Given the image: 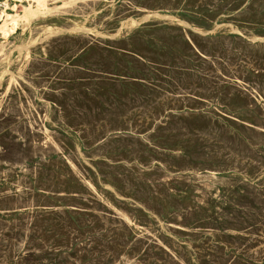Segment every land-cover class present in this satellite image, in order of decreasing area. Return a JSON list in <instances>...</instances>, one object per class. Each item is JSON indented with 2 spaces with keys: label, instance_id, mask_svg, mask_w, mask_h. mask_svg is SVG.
Wrapping results in <instances>:
<instances>
[{
  "label": "rangeland",
  "instance_id": "1",
  "mask_svg": "<svg viewBox=\"0 0 264 264\" xmlns=\"http://www.w3.org/2000/svg\"><path fill=\"white\" fill-rule=\"evenodd\" d=\"M242 1L0 0V264H264V0Z\"/></svg>",
  "mask_w": 264,
  "mask_h": 264
},
{
  "label": "bare ground",
  "instance_id": "2",
  "mask_svg": "<svg viewBox=\"0 0 264 264\" xmlns=\"http://www.w3.org/2000/svg\"><path fill=\"white\" fill-rule=\"evenodd\" d=\"M136 1H137V0H136ZM144 1H145V0H144ZM151 1H152V0H151ZM217 1H218V0H217ZM241 1H242V0H241ZM244 1H245V0H244ZM170 2H171V1H170ZM242 2H243V1H242ZM7 3H8V2H7ZM48 3H49V2H48ZM139 3H140V2H139ZM139 3H138V4H139ZM175 3H176V1H175ZM28 4H31V3H28ZM122 4H123V3H122ZM150 4H151V3H150ZM153 4H154V3H153ZM176 4H177V3H176ZM181 4H182V3H181ZM35 5H36V3H35ZM45 5H46V4H45ZM87 5H88V4H87ZM123 5H124V4H123ZM128 5H129V4H128ZM147 5H148V4H147ZM169 5H170V4H169ZM185 5H186V4H185ZM7 6H8V5H7ZM151 6H152V5H151ZM174 6H175V5H174ZM182 6H183V5H182ZM5 7H6V6H5ZM25 7H26V6H25ZM29 7H30V6H29ZM123 7H124V6H123ZM146 7H147V6H146ZM22 8H23V7H22ZM84 8H85V7H84ZM132 8H133V7H132ZM23 9H24V8H23ZM33 9H34V8H33ZM137 9H138V8H137ZM146 9H147V8H146ZM244 9H246V8H244ZM1 10H2V8H1ZM28 10H29V9H28ZM30 10H31V9H30ZM182 10H183V9H182ZM41 11H42V10H41ZM0 12H1V11H0ZM3 12H4V11H3ZM3 12H2V13H3ZM32 12H33V11H32ZM42 12H43V11H42ZM118 12H119V11H118ZM126 12H127V11H126ZM131 12H132V11H131ZM140 12H141V11H140ZM4 13H5V12H4ZM11 13H12V12H11ZM128 13H129V12H128ZM136 13H137V12H136ZM5 14H6V13H5ZM7 14H8V13H7ZM117 14H118V13H117ZM8 15H9V14H8ZM10 15H11V14H10ZM14 15H15V14H14ZM14 15H13V16H14ZM17 15H18V14H17ZM22 15H23V14H22ZM149 15H150V14H148V16H149ZM6 16H7V15H6ZM124 16H125V15H124ZM124 16H123V17H124ZM18 17H20V15H18ZM99 17H100V16H99ZM129 17H130V16H129ZM163 17H164V16H163ZM5 18H6V17H5ZM5 18H4V19H5ZM14 18H15V17H14ZM14 18L12 17V19H14ZM20 18H21V17H20ZM101 18H103V17H101ZM16 19H17V18H16ZM16 19H15V20H16ZM18 19H19V18H18ZM24 19H25V18H24ZM164 19H165V18H164ZM174 19H175V18H174ZM15 22H17V21H15ZM2 23H3V24L0 25V28L3 29V30H4L3 32L5 33V32H6V26H5L4 21H3ZM179 23H180V22H179ZM95 24H96V23H95ZM177 24H178V23H177ZM15 25H16V24H15ZM15 25H13V26H15ZM100 25H102V24H100ZM126 25H127V24H126ZM105 26H106V25H105ZM122 26H123V25H122ZM15 27H16V26H15ZM99 27H100V26H99ZM125 27H126V26H125ZM7 28H8V27H7ZM9 28H10V27H9ZM115 28H116V27H115ZM83 29H84V28H83ZM165 29H166V28H165ZM10 30H11V28H10ZM69 30H70V29H69ZM81 30H82V29H81ZM85 30H87V29L85 28ZM126 30H127V29H126ZM172 30H173V29H172ZM73 31H75V30H73ZM76 31H78V30H76ZM120 31H121V30H120ZM168 31H169V30H168ZM46 32H47V31H46ZM166 32H167V31H166ZM181 32H182V31H181ZM4 33H3V34H4ZM6 33H7V32H6ZM156 33H157V32H156ZM202 33H203V32H202ZM7 34H8V33H7ZM92 34H93V33H92ZM112 34H113V33H112ZM123 34H124V33H123ZM153 34H154V33H153ZM177 34H178V33H177ZM200 34H201V33H200ZM14 35H16V34H14ZM97 35H98V32H97ZM116 35H117V34H116ZM120 35L122 36V33H120ZM150 35H151V34H150ZM1 36H2V35H1ZM1 36H0V37H1ZM4 36H5V35H4ZM4 36H3V37H4ZM151 36H152V35H151ZM153 36H154V35H153ZM153 36H152V37H153ZM180 36H181V35H180ZM39 37H40V36H39ZM39 37H38V38H39ZM149 37H150V36H149ZM162 37H163V36H162ZM186 37H187V36H186ZM7 38H8V37H7ZM14 38H15V37H14ZM92 38H93V37H92ZM116 38H117V37H116ZM188 38H189V37H188ZM9 39H10V38H9ZM43 39H45V38H43ZM94 39H95V38H94ZM94 39H93V40H94ZM99 39H100V38H99ZM2 40H3V39H2ZM4 40H5V39H4ZM101 40H102V39H101ZM140 40H141V39H140ZM180 40H181V39H180ZM40 41H41V40H40ZM89 41H90V40H89ZM104 41H105V40H104ZM138 41H139V40H138ZM181 41H182V40H181ZM6 42H7V41H6ZM91 42H92V41H91ZM126 42H127V41H126ZM89 43H90V42H89ZM119 43H120V42H119ZM124 43H125V42H124ZM183 43H184V42H183ZM191 43H192V42H191ZM82 44H85V43H82ZM94 44H95V43H94ZM140 44H141V43H140ZM203 44H204V43H203ZM79 45H80V44H79ZM135 45H136V44H135ZM42 46H43V45H42ZM112 47H113V45H112ZM127 47H128V46H127ZM141 47H142V45H141ZM18 48H19V46H18ZM43 48H44V47H43ZM63 48H64V47H63ZM86 48H88V47H86ZM70 49L72 50V48H70ZM70 49H69V51H71ZM73 49H74V48H73ZM134 49H135V48H134ZM66 50H67V49H66ZM86 50H87V49H86ZM103 50H107V49H103ZM137 50H138V49H137ZM54 51H55V50H54ZM96 51H97V50H96ZM98 51H100V50H98ZM138 51H139V50H138ZM138 51H137V52H138ZM47 52L49 53V51H47ZM59 52H60V51H59ZM62 52H63V51H62ZM67 52H68V51H67ZM107 52H108V50H107ZM117 52H118V51H117ZM92 53H93V52H92ZM94 53H95V52H94ZM54 54H55V53H54ZM99 54H101V52H100ZM107 54H108V53H107ZM91 55H92V54H91ZM91 55H90V56H91ZM97 55H98V52H97ZM139 55H141V54H139ZM142 56H143V55H142ZM28 57H29V56H28ZM85 57H86V56H85ZM108 57H109V56H108ZM106 58H107V57H106ZM113 58H114V57H113ZM108 59H109V58H108ZM111 59H112V57H111ZM84 60H85V59H84ZM86 61H87V60H86ZM90 61H91V60H90ZM103 61H104V60H103ZM84 62H85V61H84ZM95 62H96V61H95ZM112 62H113V61H112ZM119 62H120V61H119ZM119 62H118V63H119ZM121 62H122V58H121ZM142 62H143V61H142ZM80 63H81V62H80ZM106 63H107V62H106ZM116 63H117V62H116ZM82 64H83V63H82ZM88 64H89V63H88ZM91 64H92V63H91ZM91 64H90V65H91ZM96 64H97V63H96ZM112 64H113V63H112ZM119 64H120V63H119ZM132 64H133V63H132ZM124 65H125V63H124ZM47 66H48V65H47ZM54 66H55V65H54ZM83 66H84V65H83ZM105 66H108V65H105ZM105 66H103V67H105ZM119 66H120V65H119ZM52 67H53V66H52ZM76 67H77V66H76ZM91 67H92V66H91ZM109 67H110V66H109ZM137 67H139V66H137ZM57 68H59V67H57ZM60 68H61V67H60ZM121 68H122V67H121ZM133 68H135V67H133ZM82 69H83V68H82ZM90 69H91V68H90ZM94 69H95V68H94ZM106 69H107V68H106ZM123 69H124V68H123ZM126 69H127V68H126ZM148 69H149V68H148ZM150 69H151V68H150ZM156 69H157V68H156ZM54 70H55V69H54ZM79 70H80V69H79ZM86 70H87V69H86ZM88 70H89V69H88ZM104 70H105V69H104ZM91 71H92V70H91ZM105 71H106V70H105ZM110 71H111V70H110ZM118 71H120V69H119ZM151 71H152V70H151ZM154 71H155V70H154ZM54 72H55V71H54ZM61 72H62V71H61ZM108 72H109V70H108ZM126 72H127V71H126ZM130 72H131V71H130ZM87 73H89V72H87ZM87 73H86V74H87ZM98 73H99V72H98ZM112 73H113V72H112ZM114 73H115V72H114ZM138 73H140V72H138ZM142 73H143V72H142ZM153 73H154V72H153ZM153 73H152V74H153ZM164 73H165V72H164ZM80 74H81V72H80ZM108 74H109V73H108ZM122 74H123V73H122ZM130 74H131V73H130ZM67 75H68V74H67ZM81 75H82V74H81ZM88 75H89V74H88ZM93 75L95 76V74H93ZM110 75H112V74H110ZM110 75H109V76H110ZM131 75H133V74H131ZM158 75H159V74H158ZM65 76H66V75H65ZM70 76H71V73H70ZM94 76H93V77H94ZM96 76H97V75H96ZM99 76H100V75H99ZM114 76H117V75H114ZM143 76H144V75H143ZM143 76H142V77H143ZM148 76H149V75H148ZM159 76H160V75H159ZM175 76H176V75H175ZM60 77H61V76H60ZM100 77H102V76H100ZM62 78H63V77H62ZM62 78H60V79H62ZM107 78H108V77H107ZM107 78H106V79H107ZM112 78H113V77H112ZM115 78H116V77H115ZM146 78H147V77H146ZM152 78H153V77H152ZM161 78H162V77H161ZM81 79H82V78H81ZM85 79H86V78H85ZM93 79H94V78H93ZM93 79H92V80H93ZM95 79H96V78H95ZM159 79H160V78H159ZM167 79H168V78H167ZM170 79H171V78H170ZM89 80H90V79H89ZM117 81H118V80H117ZM166 81H167V80H166ZM85 82H86V81H85ZM91 82H92V81H91ZM91 82H90V83H91ZM101 82H102V81H101ZM103 82H104V81H103ZM105 82H106V81H105ZM110 83H111V82H110ZM114 83H115V82H114ZM119 83H120V82H119ZM168 83H170L169 80H168ZM168 83H166L165 85H167ZM79 84H80V83H79ZM99 84H100V83H99ZM159 84H160V83H159ZM83 85H84V84H83ZM91 85H92V84H91ZM94 85H95V84H94ZM101 85H103V84H101ZM154 85H155V84H154ZM168 85H169V84H168ZM65 86H66V85H65ZM74 86H75V85H74ZM78 86H79V85H78ZM78 86H77V87H78ZM96 86H97V85H96ZM108 86H109V85H108ZM139 86L141 87L140 84H139ZM75 87H76V86H75ZM94 87H95V86H94ZM137 87H138V86H137ZM140 87H138V88H140ZM147 87H148V86H147ZM147 87H146V88H147ZM47 88H48V87H47ZM150 88H151V87H150ZM66 89H67V88H66ZM80 89H81V88H80ZM93 89H94V88H93ZM111 89H112V88H111ZM119 89H120V88H119ZM121 89H122V88H121ZM143 89H144V88H143ZM68 90H69V89H68ZM75 91H76V90H75ZM82 91H83V89H82ZM82 91H81V92H82ZM85 91H86V90H85ZM107 91H108V90H107ZM109 91H110V90H109ZM121 91H122V90H121ZM79 92H80V91H79ZM87 92H89V91H87ZM116 92H117V91H116ZM116 92H114V93H116ZM130 92H131V91H130ZM138 92H139V91H138ZM154 92H155V91H154ZM73 93H75V92H73ZM92 93H93V92H92ZM105 93H106V92H105ZM120 93H121V92H120ZM142 93H143V92H141V94H142ZM149 93H150V92H149ZM71 94H72V93H71ZM82 94H83V93H82ZM85 94H86V93H85ZM106 94H107V93H106ZM132 94H133V93H132ZM74 95H75V94H74ZM108 95H109V94H108ZM71 96H72V95H71ZM86 96H87V95H86ZM91 96H92V95H91ZM78 97H79V96H78ZM109 97H110V96H109ZM125 97H126V96H125ZM128 97H129V96H128ZM238 97H239V96H238ZM259 97H260V95H259ZM34 98H35V97H34ZM113 98H115V97H113ZM142 98H143V97H142ZM262 98L264 99V97H262ZM32 99H33V97H32ZM101 99H103V98H101ZM134 99H135V98H134ZM79 100H81V99H79ZM109 100H110V99H109ZM135 100H136V99H135ZM24 101H25V100H24ZM30 101H31V100H30ZM32 101H33V100H32ZM33 102H34V101H33ZM79 102H80V101H79ZM112 102H113V101H112ZM133 102H134V101H133ZM6 103H7V102H6ZM10 103H11V102H10ZM24 103H25V102H24ZM35 103H36V101H35ZM115 103H116V102H115ZM117 103H118V102H117ZM13 104H14V103H13ZM56 104H57V103H56ZM110 104H111V103H110ZM118 104H119V103H118ZM121 104H122V103H121ZM31 105H32V104H31ZM115 105H116V104H115ZM25 106H26V105H25ZM57 106H58V105H57ZM89 106H90V105H89ZM121 106H122V105H121ZM127 106H128V105H127ZM28 107H29V106H28ZM122 107H123V106H122ZM263 107H264V106H263ZM21 108H22V107H21ZM33 108H34V107H33ZM38 108H39V107H38ZM97 108H98V107H97ZM95 109H96V108H95ZM9 110L11 111L10 108H9ZM13 110H14V108H13ZM22 110H23V109H22ZM15 111H16V110H15ZM23 111H24V110H23ZM38 111H39V110H38ZM27 112H28V111H27ZM32 112H33V111H32ZM5 113H6V112H5ZM11 113H14V112H11ZM14 114H15V113H14ZM29 114H30V113H29ZM6 115H7V114H6ZM9 115H11V114H9ZM18 115H19V114H18ZM12 116H13V115H12ZM19 116H20V115H19ZM23 116H24V115H23ZM8 117H9V116H8ZM10 117H11V116H10ZM15 117H16V116H15ZM30 117H31V116H30ZM38 117H39V116H38ZM6 118H7V117H6ZM20 118H21V117H20ZM32 118H33V117H32ZM24 119H25V118H24ZM39 119H40V118H39ZM39 119H38V120H39ZM13 120H15L14 117H13ZM17 120H18V118H17ZM24 121H25V120H24ZM29 121H31V120H29ZM32 121H33V120H32ZM36 121H37V120H36ZM39 121H40V120H39ZM7 122H8V121H7ZM22 122H23V121H22ZM1 123H3V122H1ZM5 123H6V122H5ZM33 123H34V122H33ZM39 123H40V122H39ZM6 124H7V123H6ZM35 124H36V123H35ZM11 125H12V124H11ZM20 125H22V124H20ZM23 125H24V124H23ZM26 125H27V124H26ZM2 126H3V125H2ZM13 126H14V125H13ZM3 127H5V126H3ZM22 127H23V126H22ZM41 127H42V126H41ZM43 127H44V126H43ZM11 128H12V127H11ZM17 128H18V127H17ZM20 128H21V127H20ZM24 128H25V127H24ZM27 128H28V127H27ZM0 129H1V127H0ZM12 129H13V128H12ZM12 129H11V130H12ZM29 129H30V128H29ZM255 129H256V128H255ZM13 130H14V129H13ZM40 130H41V129H40ZM1 131H3V130L1 129ZM18 131H19V130H18ZM258 131H259V130H258ZM7 132H8V131H7ZM25 132H26V131H25ZM30 132H31V131H30ZM4 134H5V133H4ZM19 134H20V133H19ZM7 135L9 136V133H7ZM2 136H3V135H2ZM13 136H14V135H13ZM4 137H5V136H4ZM6 137H7V136H6ZM14 137H15V136H14ZM16 137H17V136H16ZM18 137H19V135H18ZM24 137H25V136H24ZM261 137H262V136H261ZM7 138H9V137H7ZM10 138H11V137H10ZM29 138H30V137L28 136L27 139L29 140ZM1 139H3V138H1ZM12 139H13V138H12ZM39 139H40V138H39ZM42 139H43V138H42ZM4 140H5V139H4ZM52 140H53V139H52ZM26 141H27V140H26ZM29 141H30V140H29ZM29 141H28V142H29ZM49 141H50V140H49ZM2 142H4V141H2ZM28 142H27V143H28ZM34 142H35V141H34ZM37 142H38V141H37ZM46 142H47V141H46ZM24 143H25V141H24ZM29 143H30V142H29ZM29 143H28V144H29ZM41 143H42V142H41ZM2 144H4V143H2ZM6 144H7V142H6ZM25 144H26V143H25ZM55 144H56V143H55ZM55 144H54V145H55ZM26 146H27V144H26ZM48 146H49V145H48ZM27 147H28V146H27ZM36 147H37V146H36ZM23 148H24V147H23ZM40 148H42V146H41ZM58 148H59V147H58ZM25 149H26V148H25ZM27 150H28V148H27ZM29 150L31 151V148H29ZM33 150H34V149H33ZM24 151H25V150H24ZM42 151H43V150H42ZM42 151H41V152H42ZM48 151H49V150H48ZM21 152H22V151H21ZM25 152H28V151H25ZM31 152H32V151H31ZM35 152H36V151H35ZM37 152H38V151H37ZM39 152H40V151H39ZM44 152H45V151H44ZM28 153H29V152H28ZM32 153H33V152H32ZM23 155H24V154H23ZM43 155H45V154L43 153ZM192 155H193V154H192ZM192 155H191V157H192ZM43 157H45V156H42V158H43ZM69 157H70V156H69ZM53 158H54V157H53ZM37 159H38V158H37ZM71 159H72V158H71ZM24 161H25V160H24ZM26 163H27V162H26ZM28 164H29V163H28ZM36 164H37V163H36ZM32 168H33V167H32ZM25 169H26V168H25ZM27 169H28V168H27ZM28 170H29V169H28ZM28 170H27V172H28ZM79 170H80V169H79ZM77 171H78V170H77ZM193 172H194V171H193ZM31 174H32V173H31ZM79 174H80V173H79ZM205 174H206V173H205ZM83 176H84V175H83ZM83 176H82V177H83ZM139 176H140V175H139ZM211 176H213V175L211 174ZM85 177H86V176H85ZM205 177H206V176H205ZM167 178H168V177H167ZM216 178H217V177H216ZM208 179H210V178H208ZM214 179H215V178H214ZM208 181H209V180H208ZM18 182H19V181H18ZM19 183H20V182H19ZM211 183H212V182H211ZM219 184H220V183H219ZM20 185H22V184L20 183ZM217 185H218V184H217ZM91 186H92V185H91ZM220 186H221V185H220ZM208 188H210V187H208ZM23 189H24V188H23ZM133 189H134V188H133ZM155 189H156V188H155ZM197 189H198V187H197ZM197 189H196V190H197ZM199 189H201V188H199ZM196 190H195V191H196ZM21 191H23V190H21ZM21 191H20V192H21ZM154 191H155V190H154ZM195 191H194V192H195ZM197 191H198V190H197ZM24 192H25V191H24ZM21 193H22V192H21ZM166 193H167V192H166ZM26 194H27V193H26ZM97 195H98V194H97ZM165 195H166V194H165ZM25 196H26V195H25ZM29 197H30V196H29ZM29 197H28V198H29ZM169 199H170V198H169ZM173 206H174V205H173ZM5 207H6V206H5ZM15 207H16V206H15ZM29 207H30V206H29ZM174 207H175V206H174ZM174 207H173V208H174ZM188 207H189V206H188ZM179 208H180V207H179ZM123 209H124V208H123ZM181 210H182V209H181ZM184 210H185V209H184ZM219 210H220V209H219ZM123 211H124V210H123ZM171 211H173V210H171ZM175 211H176V210H175ZM176 212H177V211H176ZM129 213H130V212H129ZM220 213H221V212H220ZM160 214H161V213H160ZM125 215H126V214H125ZM127 215H128V214H127ZM131 215H133V213H132ZM227 215H228V214H227ZM118 216H119V215H118ZM133 217H134V216H132V219H133ZM180 217H181V216H180ZM224 217H225V216H224ZM226 217H227V216H226ZM178 218H179V217H178ZM125 219H126V218H125ZM121 221H122V220H121ZM30 222H31V221H30ZM128 222H129V221H128ZM26 228H27V227H26ZM130 228H131V227H130ZM14 230H15V229H14ZM29 230H31V229H29ZM29 230H28V231H29ZM20 231H21V230H20ZM18 233H19V232H18ZM136 235H137V234H136ZM2 236H3V234H2ZM146 236H147V235H146ZM31 237H32V236H31ZM28 240H29V239H28ZM1 241H2V240H1ZM30 241H31V239H30ZM4 243H5V242H4ZM0 244H1V243H0ZM2 244H3V243H2ZM31 244H32V243H31ZM15 245H16V244H15ZM29 245H30V244H29ZM16 246H17V245H16ZM19 246H21V245H19ZM24 246H25V245H24ZM32 246H33V245H32ZM1 248H2V247H1ZM169 248H170V247H169ZM14 249H15V248H14ZM25 249H26V247H25ZM20 250H21V249H20ZM145 250H146V249H145ZM145 250H144V251H145ZM27 251H28V249H27ZM135 251H136V250H135ZM139 251H140V249H139ZM148 251H149V250H148ZM2 252H4V251H2ZM25 252H26V251H25ZM137 252H138V251H137ZM146 252H147V251H146ZM16 253H17V252H16ZM135 253H136V252H135ZM21 254H22V253H21ZM131 254H132V252H131ZM136 254L138 255V253H136ZM145 254H146V253H145ZM33 255H34V254H33ZM2 256H3V258H4V255H2ZM6 256H7V255H6ZM19 256H20V254H19ZM31 256H32V255H31ZM131 256H132V255H131ZM145 256H146V255H145ZM7 257H8V256H7ZM11 257H12V256H11ZM13 257H14V256H13ZM33 257H34V256H33ZM35 258H36V257H35ZM129 258H131V257H129ZM22 259H24V257H23ZM166 259H167V258H166ZM2 260H3V259H2ZM5 260H6V259H5ZM136 260H137V259H136ZM140 260H141V259H140ZM164 260H165V259H164ZM178 260H179V259H178ZM18 261H19V260H18ZM52 261H53V260H52ZM52 261H51V262H52ZM137 261H138V260H137ZM162 261H163V259H162ZM165 261H166V260H165ZM4 262H5V261H4ZM38 262H40V261H38ZM49 262H50V261H49ZM30 263H31V262H30ZM52 263H53V262H52ZM124 263H125V261H124ZM25 264H26V263H25ZM31 264H32V263H31ZM130 264H131V263H130ZM140 264H141V263H140ZM145 264H146V263H145Z\"/></svg>",
  "mask_w": 264,
  "mask_h": 264
}]
</instances>
